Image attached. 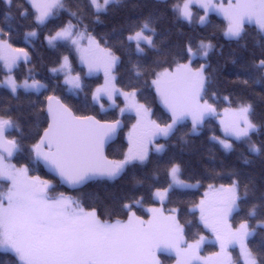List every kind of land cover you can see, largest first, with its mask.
Returning a JSON list of instances; mask_svg holds the SVG:
<instances>
[{"label": "snow or ice", "instance_id": "1", "mask_svg": "<svg viewBox=\"0 0 264 264\" xmlns=\"http://www.w3.org/2000/svg\"><path fill=\"white\" fill-rule=\"evenodd\" d=\"M158 2L171 11L175 22L189 26L194 22L206 25L212 12L222 15L226 21L222 32L224 39L237 42L243 49H247L246 43H240L246 34V24L254 23L257 36L264 37V0H228L227 5L217 4L215 0ZM123 4L124 0H80L73 8L67 0H0L6 23L13 18V8L20 17L30 19L29 27L23 32L24 43L29 46L37 38L39 28H48L61 12L67 13L69 19L49 28L43 40L53 50L63 44L70 45L86 71L73 73L67 54L61 55L48 71L54 76L62 75L63 85L74 94L85 93L86 96L84 77L103 72V84L91 90L92 103L99 105L100 112H106V98L109 106L119 108V116L112 119L98 114H79L54 91L39 104L31 100L27 108L17 104L15 114L9 105L0 108V181L7 185L6 190L0 189V249L14 255V264H161L158 252H174L176 264H240L229 251L238 246L243 264H264V249L254 251L248 244L257 229L264 230V169L260 185L256 184L255 174L243 177L235 167L226 172L213 170L210 173L212 181L227 175L230 182L219 185L209 182L199 202H194L189 209L192 213L198 211L199 224L212 233L219 245L220 250L208 258L198 255L205 236L200 235L192 242L186 239L178 207L168 209L167 214L164 207H147L145 219L135 210L145 203V194H140L122 199L118 210L106 208L102 216L97 207H86L81 199L64 191L52 194L56 182L79 188L90 181H112L129 168L146 166L151 162L153 149L156 154L166 150V144L157 141L169 140L188 120L191 121L190 133L196 134L206 120L220 117L222 135L212 134L210 139L225 153L235 151L234 142L244 143L251 156H244L242 162L251 165L256 158L264 164V142L257 144L252 140V134L264 128V121L254 119L253 100L240 97L233 106L232 97L225 95L223 100L228 106L221 115L216 104L207 98L214 83L213 74L217 71L215 68L208 71L212 67L209 55L217 50L211 39L201 38L195 46L188 39L183 48L173 45L177 49L173 52L162 47L168 43L167 37L157 43L155 24L159 16L149 13L129 21L126 35L117 36L116 44L126 52L134 45L137 60L130 62L133 79L128 86H116L114 70L120 57L106 37L101 43L88 31L84 20L91 16L95 22L102 23L101 14L115 12ZM194 7L203 10L198 21ZM121 29L113 27L112 33ZM14 31L10 23L7 29L0 27V62L3 64L0 88L19 100L21 92L40 95L47 85L36 78L34 68H28L22 80L14 74L21 61L25 65L31 61L28 47L14 46ZM257 45L258 55L251 52L247 59L238 63L236 50H233L226 63L237 68L230 82L264 102V43L258 40ZM149 50L157 55L151 64H146L140 57L146 56ZM168 55L172 56L170 61ZM197 56L202 61L198 67L193 64ZM149 85L169 115L166 122L153 119L152 109L137 98L141 86ZM117 96L123 97V107L116 103ZM216 99L217 93L212 91L211 100ZM40 113L46 114V127L36 133L38 139L25 145L22 121L30 114L36 115L39 121ZM125 113L135 116V123L126 133L127 149L122 158L109 159L105 145L122 130L120 117ZM25 146L30 154L28 162L11 163L14 155L23 152ZM39 164L54 174L53 179L31 175L30 165ZM164 171L169 180L167 186H148L153 202L164 205L174 190L202 186L200 178H196L195 183L181 179L182 165L175 159L167 161ZM153 178H157L155 172ZM144 183V180L135 179V186ZM241 211L244 214L239 222L232 223L233 214Z\"/></svg>", "mask_w": 264, "mask_h": 264}, {"label": "trees", "instance_id": "2", "mask_svg": "<svg viewBox=\"0 0 264 264\" xmlns=\"http://www.w3.org/2000/svg\"><path fill=\"white\" fill-rule=\"evenodd\" d=\"M80 0H67L70 7L75 8V5ZM173 0H169V3ZM140 5V7H133V5ZM13 18L9 22L4 21L3 8L0 6V27L7 29L10 23L15 29L13 32V43L17 47H28L31 55V61L28 65H25L23 61L15 69L14 74L23 79L28 74V68H34V75L37 79H40L42 83L47 85L46 90H42L40 95L34 93L24 94L21 92L19 100L12 98L10 93L3 88H0V108L5 105H9L13 108V114H15V108L17 104L28 106V102L36 101L37 104L44 101V97L48 94H52L53 91L57 96H60L66 103L71 105L78 111L79 114H98L99 116L112 119L119 116L117 110L114 108L107 109L106 112H100L99 105H94L91 100V90L97 85L101 84L102 77L100 74H94L85 76L86 89L85 93L74 94L71 90L67 89L62 83V75L54 76L48 69L54 66L55 62L59 60L60 56L67 54L70 56V61L75 72H85L86 70L79 65L77 56L73 48L68 44L61 45L58 49L53 50L47 46L43 40L45 32L55 24L66 22L69 17L65 12H61L57 19L51 21L48 28H39L38 36L31 41V46L25 45L23 39V32L29 27L30 19L20 17L15 8L12 10ZM193 12L198 21L199 16L203 13L200 8L194 7ZM152 13L154 16H159L155 27L157 28L158 35L156 37L157 43L164 37L168 38V43L162 47L171 49L175 52L177 49L173 48V45L179 44L180 48H183V44L186 40L191 39L193 46L199 41V39H211L216 45V49L209 55V63L211 68L208 69L212 72L215 68L217 71L213 74L214 83L210 86L208 97L210 102H214L218 110L228 106L223 100V96L230 95L233 99V106L235 101L240 97H247L253 100L255 104L254 119L258 122L264 121V102L251 95L247 90L241 88L238 85L232 84L230 81L234 79L237 71L236 66L231 63H226L233 50H236L237 62H241L249 57L251 52L259 54V46L257 41L264 43V37H258L256 33L255 24H246V34L243 41L240 43H246L247 49H243L237 42H230L224 39L223 29L225 27V21L222 17L210 13L207 20L208 23L201 26L198 22H194L191 26L184 22H175L171 11L160 4L158 0H124L123 6H118L115 12H110L107 15L101 14L102 23L95 22L91 16H87L84 23L88 26V31L94 34L103 43L104 38L108 39L109 45L113 46V50L116 55L120 57V62L117 64L114 75L116 76V85L118 88H126L132 77L130 72V62L137 60V55L134 51V45L130 52H126L123 48L116 44L117 36L123 38L126 35L127 23L129 21L138 20L144 16ZM73 23H76L73 20ZM124 26L121 29V26ZM83 27V25H81ZM113 27L121 29L118 33H112ZM222 53V55L220 54ZM156 53L149 50L146 56L140 57V59L146 63L151 64L156 58ZM163 59V56H161ZM172 59L171 55H168V60ZM202 61L199 57H195L193 60L194 66H198ZM223 65V67H221ZM3 66L0 63V70ZM3 75L0 74V78ZM143 85V81H141ZM217 93V99L211 100V92ZM257 91L259 89L257 88ZM140 103L146 104L152 109V118L157 119L160 122H166L169 119V115L163 106L160 104L159 99L156 97L154 89L151 86H141L140 94L138 95ZM30 111V109H28ZM46 114L40 113V119L37 120L36 115H27V118L22 121V131L24 133L25 145L33 142L34 139H38L37 132H42L43 127H46ZM135 116L129 113H125L122 117L124 127L120 131L117 139L110 143L106 148V155L112 159L122 158V154L127 149V140L125 139L124 130L129 128L134 122ZM39 123V127L37 124ZM191 121L188 120L183 126L179 127L176 133L167 141L159 139L158 143H165L166 150L163 154H156L154 149L151 153V162L144 167L137 166L135 168H129L119 178L109 181L106 179L90 181L86 185L73 190L65 188L56 182V187L53 189L52 194L56 192L64 191L67 195L74 198H79L83 201L86 207L95 206L100 210L101 215H104L106 208H119V203L126 197L133 195L139 196L145 194V204H152L156 201H151L149 196V184L156 186H167L169 182L168 177L164 171V167L169 159H175L182 165V179L190 182H196V178L202 180V186L199 188L191 189H177L174 190L170 199L164 204L168 209L172 207L179 208V219L182 224H185V234L188 241H193L199 237L202 233H206L202 225L198 221V212L192 213L189 211L192 204L198 203L200 197L203 195V189L209 182H215L217 185L220 183H229V177L223 175L217 177L214 181L209 179L210 173L215 171H227L233 167L239 169L243 177H246L249 173H253L256 176V184L260 185V175L264 164L259 159L254 158V163L246 165L242 162L244 156H251L247 151V147L244 143H235V151L225 153L221 147L210 139L212 134L220 135L221 130L216 119L210 118L206 120L204 125L198 130V133L191 134ZM14 135H18L13 133ZM183 136V139L181 137ZM252 140L257 144L264 142V128L259 133L252 134ZM30 154L27 147L21 153H17L11 159L12 163L21 164L28 162ZM159 165V167H157ZM31 175H38L42 179H53L49 173H47L41 164L30 165ZM156 173L157 178H153V173ZM144 180L145 183L142 186H135V179ZM139 213H143L142 207L135 209ZM243 211L240 213H234L232 223H238L239 219L243 215ZM122 218H126L123 216ZM188 221H192L188 224ZM255 221L253 220V224ZM249 247L254 251L264 249V230L257 229L256 234L249 238ZM216 248L214 243H208L204 245V252L212 251ZM160 255L170 262L174 257L160 252ZM236 258L238 257L236 251L234 252ZM15 257L11 252H5L0 250V264H14ZM240 264L242 262L238 260Z\"/></svg>", "mask_w": 264, "mask_h": 264}, {"label": "rangeland", "instance_id": "3", "mask_svg": "<svg viewBox=\"0 0 264 264\" xmlns=\"http://www.w3.org/2000/svg\"><path fill=\"white\" fill-rule=\"evenodd\" d=\"M215 2H216L217 4H219V3H224L225 5H227L228 0H215ZM233 2H235V0H233ZM200 10H202V9H200ZM202 12H203V10H202ZM212 13L218 15V14L215 13V12H212ZM201 15H203V13H202ZM218 16L222 17V15H218ZM198 19H199V18H198ZM222 19H223V17H222ZM253 25H254V23H253ZM225 26H226V21H225ZM85 43H86V42H85ZM73 50H74V49H73ZM74 51H75V50H74ZM76 56H77V55H76ZM197 57H198V56H197ZM76 58H77V61H78L79 65H81L80 62H79L78 57H76ZM0 63H1V65L3 66L2 62H0ZM198 66H199V65H198ZM198 66H196V67H198ZM85 70H86V69H85ZM94 74H100V75H101V77H102V82H101V84H103V82H104L103 72L94 73ZM94 74H92V75H94ZM0 79H3V77L0 78ZM62 79H63V77H62ZM101 84H99V85H101ZM97 86H98V85H97ZM97 86H96V87H97ZM116 86H117V85H116ZM96 87H95V88H96ZM95 88H94V89H95ZM116 103H117L120 107H123V106H124V100H123V97L117 96V97H116ZM104 104H105L106 109L111 108V106L108 105V102H107L106 98H105V100H104ZM226 107H227V106H226ZM224 108H225V107H223L221 110H218V111L221 113V115L223 114V109H224ZM114 109L117 110V113H118V115H119V108H114ZM132 115H134V114H132ZM134 118H135V117H134ZM214 118L216 119V122H218V124H219V119H220V117H214ZM133 123H135V119H134V122H133ZM133 123H132V124H133ZM219 126H220V125H219ZM130 128H131V126H130L129 128H127V129L124 130L123 133H124L125 137H126V133L128 132V130H129ZM220 135H222V132H221ZM220 135H218V136H220ZM125 139L127 140V138H125ZM218 145H219V144H218ZM127 146H128V144H127ZM11 163H12V162H11ZM181 179H182V178H181ZM188 182H189V183H195V182H190V181H188ZM206 187H207V186H206ZM206 187L203 189V192L205 191ZM6 188H7L6 183L0 181V189L6 190ZM150 206L164 207V209H165V213L167 214V210H168V208H166L164 205H161L159 201H156V202H154V203H152V204H148V203H147V204L143 205L142 210H143L144 214H143V213H139V212H137V213H138L139 215H142L145 219H147V213H146L145 209H146L147 207H150ZM197 212H198V211H197ZM198 215H199V213H198ZM125 219H126V218H125ZM205 231H206V233H202L201 235L205 236L206 239H205V242L201 245V248H200L199 253H198V255H199L201 258H208V257H210L213 253L218 252V251L220 250V249H219V245H218V243L216 242L215 237L212 235V233H211L210 231H208L207 229H205ZM198 238H199V237H197L196 239H198ZM189 242H192V241H189ZM208 243H214V244L216 245V248L213 249L212 251L204 252V250H202V249H203L204 245H206V244H208ZM185 246H186V245H185ZM0 250H2V249H0ZM229 251L231 252V255H232V257H233L234 260H240V261L242 262V264H243V260H242V258L240 257V249H239L238 246L230 248ZM235 251H236V253H237V255H238L237 258H236V256L234 255V252H235ZM161 253H164V254H167V255H172V256L174 257L170 262H168V260H166L165 258H163V257L160 255V252H158V253H157V258L161 261V264H176V255H175L174 252H172V253L161 252Z\"/></svg>", "mask_w": 264, "mask_h": 264}, {"label": "water", "instance_id": "4", "mask_svg": "<svg viewBox=\"0 0 264 264\" xmlns=\"http://www.w3.org/2000/svg\"><path fill=\"white\" fill-rule=\"evenodd\" d=\"M122 120V119H121ZM123 127H124V123H123V120H122V129H123ZM120 133V132H119ZM119 135V134H118ZM118 135L115 137V138H113L112 140H110L106 145H105V154H106V148H107V146L110 144V143H112V142H114L116 139H117V137H118ZM109 159H112V158H110V157H108ZM42 165V167H43V169L47 172V173H49L51 176H54V174L49 170V169H47L46 167H44V165L43 164H41ZM65 188H67V189H69V190H75V189H78V188H71V187H68V186H66V185H63ZM84 186V185H83ZM80 187H82V186H80ZM79 187V188H80Z\"/></svg>", "mask_w": 264, "mask_h": 264}]
</instances>
